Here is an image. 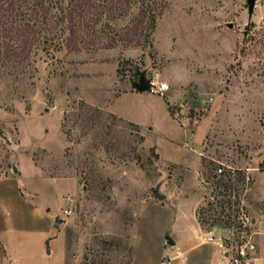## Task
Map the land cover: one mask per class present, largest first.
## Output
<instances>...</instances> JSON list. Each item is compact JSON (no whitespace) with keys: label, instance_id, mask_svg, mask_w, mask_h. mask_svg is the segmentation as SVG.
Masks as SVG:
<instances>
[{"label":"rangeland","instance_id":"obj_1","mask_svg":"<svg viewBox=\"0 0 264 264\" xmlns=\"http://www.w3.org/2000/svg\"><path fill=\"white\" fill-rule=\"evenodd\" d=\"M167 1L142 45L0 81V217L40 226L18 188L49 219L26 264H264V0Z\"/></svg>","mask_w":264,"mask_h":264},{"label":"trees","instance_id":"obj_2","mask_svg":"<svg viewBox=\"0 0 264 264\" xmlns=\"http://www.w3.org/2000/svg\"><path fill=\"white\" fill-rule=\"evenodd\" d=\"M167 0H0V81L30 71L42 51L142 45ZM126 23L117 27L119 23Z\"/></svg>","mask_w":264,"mask_h":264},{"label":"crops","instance_id":"obj_3","mask_svg":"<svg viewBox=\"0 0 264 264\" xmlns=\"http://www.w3.org/2000/svg\"><path fill=\"white\" fill-rule=\"evenodd\" d=\"M1 187H9V186L4 185ZM9 192H10L9 194H11L10 197L15 198L16 202L19 203L21 207H26L27 209L30 208L34 218H36L37 221L40 223V226L36 225V226H31V228L29 227L19 228L13 222L14 220L12 219L11 215L0 217V247L1 249H3V256H1L0 258V264H16L20 260L24 262L23 256L21 257L14 252H16L15 248L20 243H22L23 241L22 237L26 238L27 234L41 236L44 237L45 239L49 235V223H48L49 219L46 216H42V211L38 207L31 204V202H29L26 198H23L19 194L18 188L15 191L12 190ZM8 204L10 203H8V201H5L1 197L0 212L5 211ZM47 241L45 242V244L48 246ZM188 252H189L187 256L188 258L191 257L192 259H199L202 257V261H204L203 256L205 254L202 252L201 248H191ZM24 263L26 264V262Z\"/></svg>","mask_w":264,"mask_h":264},{"label":"built area","instance_id":"obj_4","mask_svg":"<svg viewBox=\"0 0 264 264\" xmlns=\"http://www.w3.org/2000/svg\"><path fill=\"white\" fill-rule=\"evenodd\" d=\"M168 90H169V85L166 82L151 83V85H149V91L154 94L164 95V93ZM218 171L222 172L223 169L220 168ZM212 239H213L212 237H209V240Z\"/></svg>","mask_w":264,"mask_h":264},{"label":"water","instance_id":"obj_5","mask_svg":"<svg viewBox=\"0 0 264 264\" xmlns=\"http://www.w3.org/2000/svg\"><path fill=\"white\" fill-rule=\"evenodd\" d=\"M249 4H250V8L253 9L255 6V0H249ZM134 85L139 92H147L149 90V84L145 80L144 76H141L139 81L135 82ZM170 243L174 244L173 241H171ZM47 252L50 253L49 248L47 249Z\"/></svg>","mask_w":264,"mask_h":264}]
</instances>
